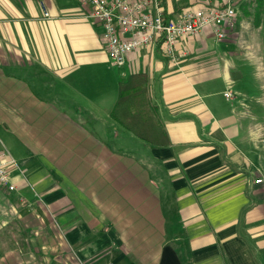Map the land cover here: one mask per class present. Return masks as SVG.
Wrapping results in <instances>:
<instances>
[{
  "label": "crops",
  "instance_id": "crops-1",
  "mask_svg": "<svg viewBox=\"0 0 264 264\" xmlns=\"http://www.w3.org/2000/svg\"><path fill=\"white\" fill-rule=\"evenodd\" d=\"M241 1L225 38L207 26L176 60L157 41L118 66L87 4L0 0V153L16 185L0 186V264H264V14L241 57ZM121 81L148 92L166 143L112 117Z\"/></svg>",
  "mask_w": 264,
  "mask_h": 264
},
{
  "label": "built area",
  "instance_id": "built-area-1",
  "mask_svg": "<svg viewBox=\"0 0 264 264\" xmlns=\"http://www.w3.org/2000/svg\"><path fill=\"white\" fill-rule=\"evenodd\" d=\"M79 1L87 4L90 14L101 23L109 59L118 66L126 63L130 51L150 47L157 41H161L165 53L176 60L180 39L199 33L207 26L217 39H223L235 26L238 15V0H194L174 16L165 13L163 0ZM44 14H50L46 7ZM13 162L15 159L9 151L2 150L0 186L9 190L16 188L10 173Z\"/></svg>",
  "mask_w": 264,
  "mask_h": 264
},
{
  "label": "trees",
  "instance_id": "trees-1",
  "mask_svg": "<svg viewBox=\"0 0 264 264\" xmlns=\"http://www.w3.org/2000/svg\"><path fill=\"white\" fill-rule=\"evenodd\" d=\"M240 14L247 17H251L253 25L258 27L263 19L264 14V0H242L240 2ZM171 16V15H170ZM141 90H144L143 92ZM146 102L152 106L153 101L148 92L145 93L144 87H128L126 83L121 81L119 96L112 107L111 115L124 127L133 130L136 134H139L151 144L166 143L160 132L163 130L162 124L159 120L152 121V124L148 123V118L144 117L141 104ZM154 112L152 113V119L154 120ZM155 129L159 135H149V129ZM165 134V133H164Z\"/></svg>",
  "mask_w": 264,
  "mask_h": 264
},
{
  "label": "rangeland",
  "instance_id": "rangeland-1",
  "mask_svg": "<svg viewBox=\"0 0 264 264\" xmlns=\"http://www.w3.org/2000/svg\"><path fill=\"white\" fill-rule=\"evenodd\" d=\"M241 15H239V18ZM242 22L240 26V38L238 39V44H237V49L239 52L243 51L244 54L241 55V57H245L246 50L248 49L247 44H250V46L255 43L253 33L255 32L254 28L255 26L253 25V22L251 20V17H247L242 15L241 17ZM136 139V138H135ZM109 140V139H108ZM111 143L113 145H126L123 142L118 141L117 139H110Z\"/></svg>",
  "mask_w": 264,
  "mask_h": 264
}]
</instances>
